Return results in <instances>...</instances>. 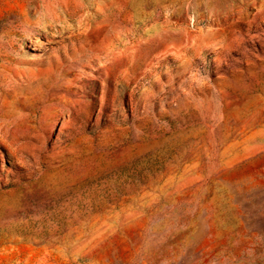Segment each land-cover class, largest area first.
<instances>
[{"label":"rangeland","instance_id":"374dc122","mask_svg":"<svg viewBox=\"0 0 264 264\" xmlns=\"http://www.w3.org/2000/svg\"><path fill=\"white\" fill-rule=\"evenodd\" d=\"M0 264H264V0H0Z\"/></svg>","mask_w":264,"mask_h":264}]
</instances>
